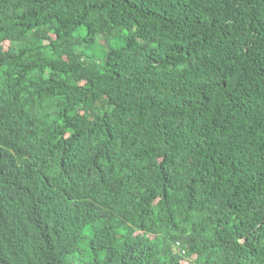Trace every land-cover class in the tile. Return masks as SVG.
I'll use <instances>...</instances> for the list:
<instances>
[{"label": "trees", "instance_id": "trees-1", "mask_svg": "<svg viewBox=\"0 0 264 264\" xmlns=\"http://www.w3.org/2000/svg\"><path fill=\"white\" fill-rule=\"evenodd\" d=\"M0 264H264V0H0Z\"/></svg>", "mask_w": 264, "mask_h": 264}, {"label": "bare ground", "instance_id": "bare-ground-1", "mask_svg": "<svg viewBox=\"0 0 264 264\" xmlns=\"http://www.w3.org/2000/svg\"><path fill=\"white\" fill-rule=\"evenodd\" d=\"M180 245H181V242L179 239H177L175 242L174 251L176 252L180 251Z\"/></svg>", "mask_w": 264, "mask_h": 264}]
</instances>
